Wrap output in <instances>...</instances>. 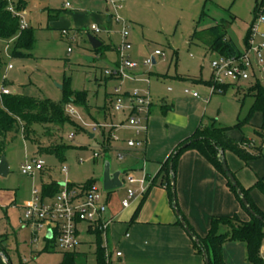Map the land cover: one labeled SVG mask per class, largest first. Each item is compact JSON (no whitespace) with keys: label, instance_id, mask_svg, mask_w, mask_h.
Here are the masks:
<instances>
[{"label":"rangeland","instance_id":"rangeland-1","mask_svg":"<svg viewBox=\"0 0 264 264\" xmlns=\"http://www.w3.org/2000/svg\"><path fill=\"white\" fill-rule=\"evenodd\" d=\"M66 1L71 4L70 7H65ZM114 1L120 5L117 9L107 0H30L27 12L22 13V18L29 25L31 23L34 29V48L30 53L25 49L20 50L24 55L28 54L27 56H12L13 42L0 40V82L5 79L13 92L32 98L63 102V84L69 79L72 90L87 92V104L90 106L87 110V106L75 103L81 118L69 115L75 124H66L63 130V143L67 145L64 157L39 152L37 146L24 139L21 132L9 139L5 151L9 172L6 176L0 175V236H8L6 242L10 264H59L67 251L58 247L55 240L31 245L29 229L21 226L20 222L24 220L21 206L31 201L34 188L42 191L43 184L48 182H71L78 186L94 180L99 194L106 198L110 191L103 189L101 180L105 160H110L113 170L127 167L126 157L119 159L114 148H108V130L104 135L100 128L92 126L94 120L104 121V111H113L119 117H124L128 115V109L116 111L109 102L108 93H112L115 85L119 86V79L105 74L106 69L112 68L116 58L113 48L100 53L94 52L88 34L101 39L105 45L118 46L121 30L126 25L128 40L132 44L130 55L132 51L139 50L150 56L156 49L161 50L165 57H158L157 62L150 66H143V59H137L139 67H143L144 72L150 74L151 87L159 85L160 88H165L167 81H175L177 75L190 80L200 77L209 80L212 74L211 61L219 54L206 47L201 39V30L217 22L224 23L227 36L243 50L257 2ZM48 9L58 14L59 18L49 19ZM74 13L77 16L72 19ZM115 15H119L121 20L117 21ZM108 17H111V22H107ZM92 24L99 26L101 32L91 31ZM63 29L68 30V35L63 34ZM196 29L200 31V35L194 37ZM88 57L93 59L90 61ZM225 96L235 101L238 108L244 105V109L251 100L249 95L244 92L237 93L232 86ZM245 129L253 128L247 125ZM37 130L43 143V129L38 126ZM109 141L115 146L113 139ZM37 157L44 160V168L33 174L23 173L22 164L26 161L32 162ZM129 185L125 180L122 187L114 190L115 195L122 197ZM79 238L80 244L74 249L80 255L78 264H94L95 236L81 230ZM52 244L54 247H51ZM0 264H5L2 258Z\"/></svg>","mask_w":264,"mask_h":264},{"label":"crops","instance_id":"crops-1","mask_svg":"<svg viewBox=\"0 0 264 264\" xmlns=\"http://www.w3.org/2000/svg\"><path fill=\"white\" fill-rule=\"evenodd\" d=\"M107 1L111 4L109 0ZM66 3L69 2H65L66 8L71 6L70 3L69 6ZM119 6L117 4V7H113L117 9ZM26 12L27 10L24 11V14ZM48 16L49 19L59 18V15H55L51 9H48ZM76 16L77 13H74L71 18L74 19ZM111 20V17L107 18V22H111ZM261 29L264 31V26ZM69 37L72 38V36ZM259 39H264V37L260 36ZM117 47L108 45L106 48V50L113 48L112 50L116 54L112 68L119 61ZM246 47L245 44L243 50L238 49L242 52ZM131 55L137 63L138 58L146 57L139 50L132 51ZM104 56L105 54L102 55V57ZM158 57L162 56H155L153 64L157 62ZM263 74L264 70L256 71L254 77L264 80ZM133 75L136 76V79L121 80L113 76H106L119 79V86L115 85V88L119 87L126 94L134 89L150 93L152 105L149 114L143 121L146 129L137 136L134 129L128 125V118L132 111L129 107L131 101L127 98L124 99V103L125 108L128 109V115L119 117L116 112L104 111V121L94 120L92 126L100 128L104 135L108 130V139H113L115 143V146H112L107 139L108 148H114L119 159V154H123L122 159L126 157L127 167L120 169L122 171L120 178L123 183L127 175H132L136 179V182L128 187L138 188L140 181L146 176L154 177L156 182L144 195L130 199V204L127 207L122 205V201L127 197V189L124 190L122 197L115 195V189H113L110 190L106 198H103L108 205L107 215L114 217V221L107 229L108 262L109 264H206L204 256L195 251L189 233L183 225L178 223L179 217L172 206L167 184L162 183L164 180L163 163L167 161L175 147L191 136L198 127L212 124L234 126L238 119H242L248 114L254 98L249 95L251 100L246 108L244 109V105L238 108L235 101L225 96L230 87L225 92L211 93L209 86L211 77L209 80H204L202 77L190 80L177 75L175 81H167L166 87L160 88L159 85L151 87L150 74L145 73L143 67L140 68L139 65ZM254 77L243 84L232 87H235L237 93L244 92L245 94L246 91L242 89L250 86ZM185 88L197 91L199 96L193 97L185 94ZM108 94L109 102L114 108L116 94L114 90ZM87 107L89 110L88 104ZM262 121V114L256 112L249 123L228 131V135L236 140L245 139L251 145H261V157L246 163L230 150H225L224 156L229 169L240 184L250 190L253 201L264 211V193L255 186L258 178L264 177V140L257 132ZM247 125L252 126L253 129H245ZM138 137L144 140V144L141 147H128L127 141ZM111 170L114 172L119 168L113 170L111 167ZM174 182L179 210L195 233L202 237L207 235L211 218L214 215L236 213L242 219L250 218L248 212L229 188L226 177L196 149H187L182 152L178 159ZM68 183L71 184V182ZM59 185L61 187L64 184L59 183ZM28 203L22 204L23 210ZM20 224L22 226V220ZM82 224L85 226L82 227ZM23 228H28L30 231L31 245L40 241L48 242L44 238L33 243L30 228L24 226ZM78 228L79 236L81 230L94 235L86 223H80ZM0 237L5 239L3 245L8 253L6 242L8 236ZM117 251L121 252L120 256L116 254ZM223 258L226 264H251L247 259L246 245L241 241L226 242L223 246Z\"/></svg>","mask_w":264,"mask_h":264},{"label":"trees","instance_id":"trees-1","mask_svg":"<svg viewBox=\"0 0 264 264\" xmlns=\"http://www.w3.org/2000/svg\"><path fill=\"white\" fill-rule=\"evenodd\" d=\"M29 2L30 0H0V40L13 42L11 50L12 56H27L28 54L24 55L20 50L25 49L30 51L34 48L36 43L33 27L31 25H27L25 28L21 27V21L23 20L22 13L27 10ZM10 7H12V9H10ZM257 7L258 0L256 2L253 22L257 16ZM224 21H226V19ZM201 31V39H203V42L210 51L226 56L238 55L241 53L235 42L227 36V28L224 23L217 22ZM199 32L196 29L193 36H199ZM250 32L251 27L245 37L246 45ZM107 46L108 45H105L103 42L99 48L93 49V51L100 53L102 50H106ZM1 54L2 49L0 48V61L2 58ZM69 81V79H66L63 84V102L24 96L11 91V89L10 93L0 96V157L5 154L9 139L20 132L23 134L24 139L32 141L37 146L39 152L54 153L64 157V151L67 145L63 143V130L66 124H75L66 112L65 107L69 102L84 106H87L88 102L87 92L72 90L69 87ZM0 83L10 88V84L5 79ZM237 85H225L222 92H225L231 86ZM242 90L246 91L245 95H251L254 98L250 110L244 118L238 119L237 123L232 127L217 126L215 124L198 127L191 136L181 141L175 147L167 161L163 163L164 180H162V183L165 182L167 184L172 206L173 197H176V192L173 193L171 180L172 177L175 180L178 159L185 150H198L225 177L226 175L219 156L221 149L234 152L246 163L262 156L261 145H251V143L245 139L239 141L228 135V131L231 128H240L242 125L249 123L253 114L259 112L262 114L263 121L257 132L262 140H264V82L262 79L254 77V82ZM38 126L43 129V143L40 140V134L37 130ZM186 143L187 146L183 147ZM232 174L234 175L233 172ZM234 177L255 214L247 209L235 187L226 177L227 184L236 195L241 205L248 212L250 216L249 219H242L236 213L233 215H214L211 218L207 235L202 237L195 233L183 213L179 210L186 225H188L191 232L194 234V237H191V239L195 251L200 255L206 253L208 255L209 264H226L223 258V246L229 241H241L245 243L247 259L251 264H259L261 262V249L264 239V211L255 204L250 190L244 188L235 175ZM155 182L156 179L152 177L148 189L155 184ZM92 184H95L94 180L88 181L82 186L88 188ZM69 186L73 187L76 185L70 184ZM255 186L264 193V177L258 178ZM59 190V183L48 182L43 184L41 194L44 199H47L55 196ZM177 207L179 209L178 203ZM256 215H260L262 219H259ZM178 223L183 225L180 219ZM89 229L95 236L96 248L94 264H109L106 256V249L103 246L102 230L97 227L93 229L91 226H89ZM195 238L198 239V241H196ZM4 240V238L0 237V251L4 252L6 256L9 257L3 245ZM47 246L50 247L49 244ZM51 247H54V245L52 244ZM79 256L77 251L67 250L64 252L63 259L59 264H78ZM0 258L2 257L0 256Z\"/></svg>","mask_w":264,"mask_h":264},{"label":"built area","instance_id":"built-area-1","mask_svg":"<svg viewBox=\"0 0 264 264\" xmlns=\"http://www.w3.org/2000/svg\"><path fill=\"white\" fill-rule=\"evenodd\" d=\"M109 2L117 7L114 0H109ZM66 5L69 6V3H66ZM115 18L117 21L121 20L119 15H115ZM26 26V22L22 20L21 27L25 28ZM262 26H264V0H258L257 16L251 26L246 49L238 55H220L211 61L212 74L209 85L211 93H221L225 85L243 84L252 79L256 71L264 70V39H259L260 36L264 37V31L261 29ZM91 31L99 33L101 32V28L93 24L91 25ZM67 33V30L63 31V34ZM128 37L129 33L126 25H124L121 30V42L117 47L119 61L114 68L105 70L106 75L121 80L136 79V76L133 74L138 63L129 54L132 44L128 40ZM155 56L165 57L164 53L157 49L153 55L146 56L142 64L150 66L153 64ZM10 92L8 87L0 83V96ZM114 93L116 94L114 108L117 111L125 108V98L130 99L129 107L132 113L128 118V125L139 136L146 129L143 121L149 114L152 105L150 93H143L138 89H134L129 94H126L119 87L114 89ZM184 93L193 97L199 96L197 91L190 88H185ZM66 111L73 117L81 118L74 103H68ZM127 144L131 148L141 147L144 144V140L139 137L129 139ZM97 155L95 154V156ZM119 157L122 159L123 154H119ZM44 164V160L38 157L33 159L32 162L26 161L23 163L21 171L25 174H33L35 171L41 170ZM151 178L147 176L143 178L138 188L128 187L127 197L122 201V205L127 207L130 204V199L144 195L148 190ZM126 180L129 184L136 182V179L132 175H127ZM69 185L70 183L62 185L55 196L47 199L42 197L39 189L34 188L32 200L24 208L22 226L30 228L33 243H37L44 238L48 241L55 240L57 246L63 250H74L79 245L78 226L80 223H86L93 229L97 227L102 230L103 246L106 249V256L108 258L107 229L114 221V217L107 215V203L99 194L95 184L90 185L88 188L82 185L73 187ZM49 234L51 237H49ZM116 254L120 256L121 252L117 251ZM259 264H264V254L261 255V262Z\"/></svg>","mask_w":264,"mask_h":264},{"label":"water","instance_id":"water-1","mask_svg":"<svg viewBox=\"0 0 264 264\" xmlns=\"http://www.w3.org/2000/svg\"><path fill=\"white\" fill-rule=\"evenodd\" d=\"M88 39H89L90 44H91L93 49L99 48L102 45V41L92 34H88ZM88 60L91 61L92 58L88 57ZM60 87H62V86L60 85ZM186 146H187V143L183 145V147H186ZM219 153H220L219 156H220V160H221V165H222V168L225 172L226 177L231 182V184L235 187L238 195L241 197V199H242L244 205L247 207V209L251 213L255 214L254 211L252 210V208L250 207V205L248 204L246 198L244 197L242 190L238 186V183H237L234 175L232 174V172L230 171V169L228 167V164L226 162V158L224 156V150L221 149ZM8 172H9V161H8L6 155L4 154L0 157V175L6 176L8 174ZM121 173H122V171L120 169L112 172L110 160L106 159L104 162V171H103V175L101 178L102 184H103V189L106 191H110V190L122 187L123 181L120 178ZM171 182H172V190L174 193L175 192V182H174L173 177H172ZM173 207H174L180 221L182 222L184 228L186 229V231L189 233V235L191 237H194V234L191 232L188 225H186L184 218L180 215V211L177 207L175 196L173 197ZM256 216L259 219H262V217L260 215H256ZM49 237H51L50 234H49ZM195 240L198 241V239H196V238H195ZM0 256L5 261L6 264H10L8 257L6 256V254L4 252L0 251ZM203 256H204L205 263L209 264L208 255L206 253H204Z\"/></svg>","mask_w":264,"mask_h":264}]
</instances>
